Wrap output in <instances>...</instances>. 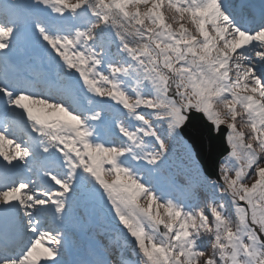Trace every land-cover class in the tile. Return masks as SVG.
<instances>
[{
  "label": "snow or ice",
  "instance_id": "1",
  "mask_svg": "<svg viewBox=\"0 0 264 264\" xmlns=\"http://www.w3.org/2000/svg\"><path fill=\"white\" fill-rule=\"evenodd\" d=\"M246 9L0 0V264H67L73 222L94 240L79 264H264V8ZM193 116L226 145L212 172Z\"/></svg>",
  "mask_w": 264,
  "mask_h": 264
},
{
  "label": "water",
  "instance_id": "2",
  "mask_svg": "<svg viewBox=\"0 0 264 264\" xmlns=\"http://www.w3.org/2000/svg\"><path fill=\"white\" fill-rule=\"evenodd\" d=\"M182 133L192 143L202 166L212 172L226 147L222 138L199 116H193Z\"/></svg>",
  "mask_w": 264,
  "mask_h": 264
},
{
  "label": "bare ground",
  "instance_id": "3",
  "mask_svg": "<svg viewBox=\"0 0 264 264\" xmlns=\"http://www.w3.org/2000/svg\"><path fill=\"white\" fill-rule=\"evenodd\" d=\"M7 146L10 147L9 145H7ZM70 225L76 227L80 231V237L77 238V243L75 244V248H74V250L76 249L75 252L73 254H71L73 256H71L70 254H68L67 255V259L65 261L67 262V264L68 263H70V264H79V262L80 261H83V260L80 258V256L77 253H78V251L80 249H82L83 252H86L87 251L88 246L84 243V237H87L88 235H91L92 236V234L91 233H85V232H83L81 229H79L76 226V224L74 222L73 223H70ZM72 242L74 243L75 240L73 239Z\"/></svg>",
  "mask_w": 264,
  "mask_h": 264
},
{
  "label": "rangeland",
  "instance_id": "4",
  "mask_svg": "<svg viewBox=\"0 0 264 264\" xmlns=\"http://www.w3.org/2000/svg\"><path fill=\"white\" fill-rule=\"evenodd\" d=\"M261 5H262V7L264 8V4L261 3ZM112 103L114 104L115 102H112ZM5 150H6V151L10 150V147H8L7 145H5ZM181 150H182V145H181L180 143H177V144L175 145V151H176L177 153H180ZM106 179L111 180V177H106ZM140 203L143 204V205H145V206H147V200H146V199L141 200ZM68 229H69V230H68ZM66 230L68 231L69 235H72L73 237H77V236L79 235V233H80L79 230L74 229V227H72L70 224H69V226L66 228ZM87 238H89V239L87 240V242L92 246V245L94 244V241L91 240L92 238H90V235H89Z\"/></svg>",
  "mask_w": 264,
  "mask_h": 264
}]
</instances>
